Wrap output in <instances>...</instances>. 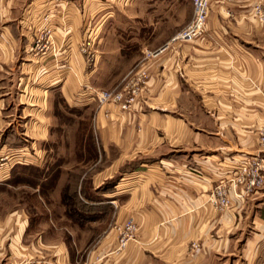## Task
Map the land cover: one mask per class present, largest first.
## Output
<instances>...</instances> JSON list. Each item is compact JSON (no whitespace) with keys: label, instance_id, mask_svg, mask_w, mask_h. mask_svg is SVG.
Here are the masks:
<instances>
[{"label":"crops","instance_id":"1","mask_svg":"<svg viewBox=\"0 0 264 264\" xmlns=\"http://www.w3.org/2000/svg\"><path fill=\"white\" fill-rule=\"evenodd\" d=\"M260 1L228 4L236 21H207L202 38L183 41L173 37L192 17L189 0L187 18L181 14L183 0H0V111L14 93L6 87L7 80L10 86H23L30 103L41 110L51 88L75 94L83 65L79 67L80 57L70 47L77 48L92 26L95 32L109 30V38L99 34L97 46L111 48L116 61L133 65L130 73L148 78L141 100L149 105L136 104L130 114L107 104L98 112L95 139L104 152L110 146L118 153L95 174L119 172L143 156L150 158L165 143H174L173 159L162 158L147 167L141 163L129 171L147 175L137 195L127 179L110 194L116 197L111 201L117 207L116 222L119 216L141 221L137 241L117 251L118 233L111 229L100 239L94 253L98 258L91 264H213L214 257L236 253L248 264H264V188L251 196L230 192L224 210L208 202L211 187L222 179L230 182L236 159L255 139L254 130L246 128V111L256 108H247L246 96L253 95L250 104L264 109V50L248 57L236 48L241 41L264 47V38L256 39L264 33V22L251 15ZM218 8L212 5L209 11L221 15ZM40 30H48L55 51L36 57L28 48ZM20 55L29 62L17 64ZM185 93L223 96L207 107L216 113L209 126L186 133L183 127L193 123L166 113ZM221 108L225 118L218 113ZM105 109L109 113L104 114ZM224 111H234L236 118L229 119ZM178 144L191 146V152H183ZM122 196L126 199L120 204ZM246 226L253 231L248 234ZM56 247L54 252L64 256V245Z\"/></svg>","mask_w":264,"mask_h":264},{"label":"rangeland","instance_id":"2","mask_svg":"<svg viewBox=\"0 0 264 264\" xmlns=\"http://www.w3.org/2000/svg\"><path fill=\"white\" fill-rule=\"evenodd\" d=\"M189 1L191 4V0ZM185 2L187 3V0L182 2L181 14L187 18ZM212 5L222 7V12L221 15L213 16L209 11L207 15L209 23L236 21L234 8L225 4ZM255 5L264 9V0L254 4L251 13L252 18L264 22V15L260 17V14L255 13ZM91 27L85 32V38L80 41L77 48L70 47V52L76 51L80 57L79 67L82 68L83 65L82 73L77 74L78 88L75 94L62 92L58 87L51 88L48 90L45 108L41 110L40 106L30 103L23 86L16 84L10 86V81H6V87L11 88L14 93L7 101L5 110H2V107L0 111V264H91L98 258L94 253L100 239L111 229L118 233L115 250L121 251L127 246H119L123 233L130 235L128 243L136 242L141 230V221L132 216L123 218L119 216V221L116 222L117 207L111 203L116 197H111L110 194L116 191L119 182L123 180L125 182L127 179L130 182L128 188L136 190L137 195L147 175L129 171L141 163L147 167L157 164L162 158L168 159L173 156L174 147L170 145L174 143L167 142L165 147L151 152L148 155L150 158L143 156L131 162L128 167L121 168L119 172L108 175L95 174L99 169L109 165L118 153L110 146L104 152L101 144L95 139L94 126L98 112H102L107 104L130 114L133 113V106L136 104H144L146 107L149 105L141 100L142 87L148 78L130 73L133 65L125 61H116L111 48L97 46L99 34L102 33L109 38V30L95 32ZM234 33L238 32L232 31L231 35ZM259 38L263 39L264 33L261 37L256 36L257 40ZM237 44L236 48L240 52L245 50L248 57L263 54L264 47L255 46L253 42L241 41ZM51 50L54 52L55 48L51 46L48 30L38 31L37 39L28 48L29 54L36 57ZM25 56L20 55L17 64L29 62L24 59ZM71 79L70 76V83ZM101 90L119 92L123 100L130 97L134 99L126 108L121 107V102L99 103L95 93ZM222 97L185 93L179 96L178 106L175 109H168L166 113L175 119L181 118L187 123L192 122L193 127L188 125L183 127L186 133H191L194 128L207 126L212 118L216 119V113L207 107L210 106L211 100L214 99L215 103H218L217 99ZM230 97L232 99V96ZM204 99L209 102L207 106ZM253 99V95L246 96L247 108H256L246 111V128L254 130V134H250L255 139L246 144L247 153L242 157H260L264 175V109L250 104L253 103ZM155 102L156 100L152 101L151 105H155ZM222 111L221 108L218 113L225 118ZM103 113L107 114L109 111L105 109ZM223 113L229 119L236 118L234 111ZM120 116L126 117L125 113ZM180 147L183 148V152H191V146L178 144L177 148ZM13 150L23 152L25 155L17 162L10 163L5 156ZM104 154H108V157ZM262 188L264 186L258 190ZM254 192L245 195L251 196ZM209 197L210 191L208 202ZM125 199V196L119 197L118 203H124ZM244 229L248 234L253 231L247 226ZM60 245H64L66 249L64 256L57 251L54 252L56 246ZM32 246L37 248V251ZM237 246V249L241 248L239 243ZM60 256L63 257L62 260H59ZM213 264L248 263L242 254L236 253L222 259L214 257Z\"/></svg>","mask_w":264,"mask_h":264},{"label":"built area","instance_id":"3","mask_svg":"<svg viewBox=\"0 0 264 264\" xmlns=\"http://www.w3.org/2000/svg\"><path fill=\"white\" fill-rule=\"evenodd\" d=\"M243 0H191L193 16L190 22L182 28L173 37L174 40L191 41L202 37L206 32L207 15L212 4L228 5L238 4ZM254 11L259 16L264 15V9L255 5ZM96 99L99 103H119L121 107L126 108L134 97L122 99V94L119 92H112L101 90L95 93ZM10 151V150H9ZM25 153L13 150L9 152L5 159H9L10 163L17 162ZM263 165L260 157H242L236 160L233 170V177L229 183L226 180H219L210 189L209 202L218 210H224L229 205V194L233 192L237 196H244L245 194L254 192L264 186V175L262 173ZM130 235L123 233L119 246L124 247L130 240ZM196 246V245H194Z\"/></svg>","mask_w":264,"mask_h":264}]
</instances>
